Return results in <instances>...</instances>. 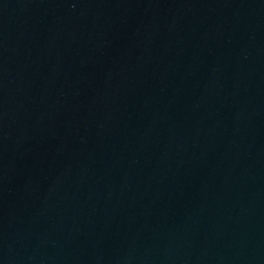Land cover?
<instances>
[{
	"label": "water",
	"instance_id": "1",
	"mask_svg": "<svg viewBox=\"0 0 264 264\" xmlns=\"http://www.w3.org/2000/svg\"><path fill=\"white\" fill-rule=\"evenodd\" d=\"M0 264H264V0H0Z\"/></svg>",
	"mask_w": 264,
	"mask_h": 264
}]
</instances>
